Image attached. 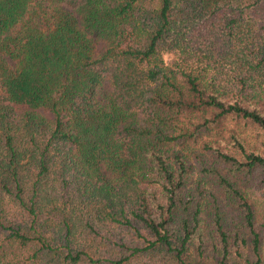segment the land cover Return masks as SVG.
Instances as JSON below:
<instances>
[{
  "label": "trees",
  "instance_id": "16d2710c",
  "mask_svg": "<svg viewBox=\"0 0 264 264\" xmlns=\"http://www.w3.org/2000/svg\"><path fill=\"white\" fill-rule=\"evenodd\" d=\"M0 264H264V0H0Z\"/></svg>",
  "mask_w": 264,
  "mask_h": 264
}]
</instances>
